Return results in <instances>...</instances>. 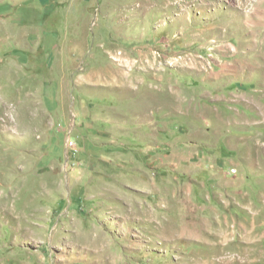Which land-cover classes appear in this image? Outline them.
<instances>
[{
	"label": "rangeland",
	"instance_id": "1",
	"mask_svg": "<svg viewBox=\"0 0 264 264\" xmlns=\"http://www.w3.org/2000/svg\"><path fill=\"white\" fill-rule=\"evenodd\" d=\"M0 264H264V0H0Z\"/></svg>",
	"mask_w": 264,
	"mask_h": 264
},
{
	"label": "built area",
	"instance_id": "2",
	"mask_svg": "<svg viewBox=\"0 0 264 264\" xmlns=\"http://www.w3.org/2000/svg\"><path fill=\"white\" fill-rule=\"evenodd\" d=\"M76 144H75V141H73V140H70L69 141V145L68 146H70L71 148L72 147H74Z\"/></svg>",
	"mask_w": 264,
	"mask_h": 264
}]
</instances>
